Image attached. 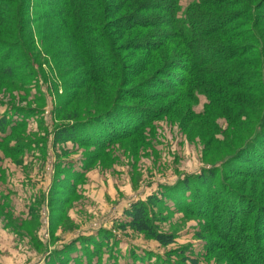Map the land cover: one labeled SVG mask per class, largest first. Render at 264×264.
<instances>
[{"label":"trees","instance_id":"obj_1","mask_svg":"<svg viewBox=\"0 0 264 264\" xmlns=\"http://www.w3.org/2000/svg\"><path fill=\"white\" fill-rule=\"evenodd\" d=\"M35 31L39 37L53 36H46L40 46L56 64L58 75L76 78L67 82L75 89L70 101L94 91L103 102L94 105L85 120L65 124L71 126L57 132L55 141L84 140L106 148L169 112V104L156 109L143 103L179 101L187 95L204 97L208 106L221 104L230 125L247 120V108L258 115L256 122L252 117L249 136L241 145L243 156L235 153L221 165L220 189L213 181L217 171H204L181 182V191L176 185L165 187L168 194L159 188L131 204L115 223L119 231L144 235L162 248L173 245L174 238L160 233L154 224L155 208L166 206L169 195L175 209L206 220L201 234L211 236L204 240L203 256L218 252L226 264H264V0H196L184 10L180 0H0V34L13 40L0 37V82H11L20 68L19 81L31 78L27 69L33 57L24 40ZM29 44L33 45L31 38ZM131 52L136 57L130 60ZM20 59L21 65L12 66ZM240 65L251 71H242ZM5 112L0 116V147L7 155H19L31 143L8 144L27 121L11 124ZM240 131L235 129L237 136ZM249 180L255 182L245 194L240 188ZM67 187L73 191V186ZM67 187L62 188L64 194H69ZM201 234L197 240H203ZM96 235L78 237L50 252L47 262L81 264L83 256L91 264L103 250L113 256L112 236L103 229ZM76 252L81 255L71 258ZM187 254L180 251V262L174 264L186 263Z\"/></svg>","mask_w":264,"mask_h":264},{"label":"rangeland","instance_id":"obj_2","mask_svg":"<svg viewBox=\"0 0 264 264\" xmlns=\"http://www.w3.org/2000/svg\"><path fill=\"white\" fill-rule=\"evenodd\" d=\"M195 1L180 0L181 10ZM30 35L24 43L27 42L32 52L33 59L27 69L31 78L19 81L20 68L11 82H0V116L6 111L4 115H8L11 124L27 121L26 127L14 133L8 147H14L16 142L31 143L19 155H7L0 147V264H51L47 262L50 252L60 251L78 237H97L95 234L100 229L112 236L116 246L113 256L103 250L91 264H174L180 262V251L189 254L185 257L188 262L181 264H189V260L196 264H226L219 259L218 252L203 256L204 240L211 236L206 232L201 234L206 220L175 209L168 200L169 195L166 206L160 205L154 210V224L159 232L174 238V244L167 248L144 235L119 231L115 220H120L124 209L144 201L159 188L165 191V187H178L204 171H217L213 181L220 189L217 179L221 165L235 153H242L241 145L249 136L251 119L256 122L258 115L247 108V120L230 125L222 116L221 104L208 106L204 97L187 95L179 101L170 98L143 103L145 108L156 109L169 104V112L151 120L134 135L110 142L106 148H96L84 140L82 143L55 141L57 132L71 126L65 124L85 120L92 107L103 102L94 91L88 96L80 93L70 101L75 89H70L67 82H75L76 78L60 77L56 64L40 46L46 36H53L41 34L39 37L36 31ZM0 37L13 42L6 34ZM129 55L130 60L135 56L132 52ZM120 59L123 61V57ZM15 63L19 66L23 61L13 62L12 66ZM238 68L251 71L243 65ZM14 108L26 112H14ZM235 129L241 130L240 135L237 136ZM254 182L244 181L247 185L240 191L248 194ZM69 185L73 186L72 192ZM63 186L69 194H64ZM257 186L254 185L255 190ZM261 196L263 200L264 190ZM3 224L8 230L3 229ZM197 233L203 240L196 239ZM77 255L81 254L73 253L71 258ZM166 257L170 263L165 262ZM80 261L90 264L83 256Z\"/></svg>","mask_w":264,"mask_h":264},{"label":"crops","instance_id":"obj_3","mask_svg":"<svg viewBox=\"0 0 264 264\" xmlns=\"http://www.w3.org/2000/svg\"><path fill=\"white\" fill-rule=\"evenodd\" d=\"M3 229L8 230V227H6L5 224H3Z\"/></svg>","mask_w":264,"mask_h":264}]
</instances>
